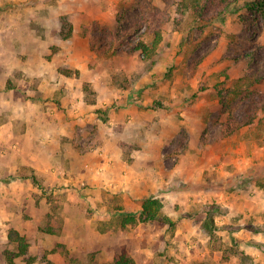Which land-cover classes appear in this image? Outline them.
I'll use <instances>...</instances> for the list:
<instances>
[{
    "label": "rangeland",
    "instance_id": "1",
    "mask_svg": "<svg viewBox=\"0 0 264 264\" xmlns=\"http://www.w3.org/2000/svg\"><path fill=\"white\" fill-rule=\"evenodd\" d=\"M250 1L199 19L173 0H0V264H102L122 248L135 264H264V218L254 219L263 232L249 241L259 250L246 253L240 238L213 234L221 252L204 253L197 234L182 239L171 226L154 230L158 222L122 227L118 210L126 205L119 197L102 203V186L75 185L78 202L68 212L66 186L46 184L34 159L44 118L77 122L76 114L98 103L107 119L110 107H121L115 96L129 93L137 104L148 93L139 106L166 115L163 130L180 133L170 148L210 149L209 160L234 172L226 191L239 181L250 196L264 197V12L245 20ZM158 27L162 41L151 59L122 51L135 40L151 43ZM89 128L88 121L74 124L72 147L81 157L96 148ZM246 153L253 165L244 177L238 166ZM179 207L180 215L197 210ZM10 230L25 238L27 255L9 241Z\"/></svg>",
    "mask_w": 264,
    "mask_h": 264
},
{
    "label": "crops",
    "instance_id": "2",
    "mask_svg": "<svg viewBox=\"0 0 264 264\" xmlns=\"http://www.w3.org/2000/svg\"><path fill=\"white\" fill-rule=\"evenodd\" d=\"M147 94L143 95L145 101H136L137 104L131 103L129 93L115 96V101L121 99V107H110L105 115L107 119L98 115V103L89 105V114H76L77 122H67L62 115H57L55 119L44 118L47 129L38 130L39 135L44 131L45 136L38 135L39 148L35 151L34 159L45 183L51 184L53 181L59 186H66L62 191L67 196L64 206L68 212L78 202L76 196L72 195L76 191L75 185L90 183L94 187L102 186L108 192L102 203L109 205L112 197H119L126 205L124 210H118L120 213L140 214L146 198L160 199L163 214L175 222V235L186 240L195 234L201 236L206 249L204 253L212 250L221 252V248L215 247L210 240L213 234L227 235L230 241L240 238L245 242L243 244H248L246 253L254 252L253 248L259 250L258 245L249 242L257 239L250 227L259 225L254 219L260 222L264 218V197L250 196L248 185H241L239 181L234 184V190L226 191L224 184L228 182L230 185L235 180L234 177L230 178L234 172L226 171L214 159L209 160L212 152L208 148L189 145V149H177L175 153L174 148L169 147V140L179 137L180 133L173 135V132L163 130L166 115L139 106L147 105ZM113 96L104 97L103 104L109 105L111 101H108L113 100ZM148 111L151 113L147 114ZM87 121L89 129H92L89 136L94 138L96 148L81 157L79 152H74L71 139L74 124L84 125ZM235 151L233 155L237 156ZM170 155L172 157L168 158ZM173 156L177 160L170 163L169 159H174ZM244 161L245 166H238V169H245L243 175L246 177L252 172V156L244 154ZM79 162L81 171H78ZM98 200L96 198L94 201ZM179 204L181 213L195 206L197 210L194 213L176 214L173 208ZM110 215L111 208L107 207L105 219H110ZM168 227L160 223L154 225L153 229L166 231ZM149 233H155L152 227Z\"/></svg>",
    "mask_w": 264,
    "mask_h": 264
},
{
    "label": "trees",
    "instance_id": "3",
    "mask_svg": "<svg viewBox=\"0 0 264 264\" xmlns=\"http://www.w3.org/2000/svg\"><path fill=\"white\" fill-rule=\"evenodd\" d=\"M237 0H173V4L183 13H189L196 18L203 19V17L213 11H218L219 14L229 12L235 5ZM247 12H245L244 19H249L255 16L258 12H264V0H251L246 3ZM154 38L151 43H146L144 40H135L131 46H125L122 50L127 54H131L134 51H141L146 54V57L151 59L153 53L156 51L158 46L162 41V34L160 28L157 30H152ZM253 120H249L246 124H252ZM163 203L158 198L149 197L146 198L141 205L140 214L137 216L128 212L120 213L121 226L125 227L127 225H135L138 222H158L162 224H167L174 227L175 222L162 214ZM251 225V224H250ZM251 231L253 233H262V228L259 225L251 226ZM8 239L10 242H15L18 244L20 252L22 255H27L28 245L25 242V238L20 236L15 230H10L8 232ZM46 264H52L47 261ZM102 264H135V260L128 253L126 248H122L117 257L113 259L112 262L102 263Z\"/></svg>",
    "mask_w": 264,
    "mask_h": 264
}]
</instances>
